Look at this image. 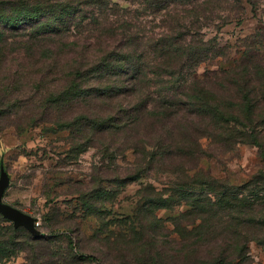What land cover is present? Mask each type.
Segmentation results:
<instances>
[{
  "label": "rangeland",
  "instance_id": "1",
  "mask_svg": "<svg viewBox=\"0 0 264 264\" xmlns=\"http://www.w3.org/2000/svg\"><path fill=\"white\" fill-rule=\"evenodd\" d=\"M104 6V11L86 6L81 27L64 38L31 36L27 28L5 47L6 57L0 61L4 151L0 159L10 184L3 200L35 218L45 235L40 241L21 236V249L1 264H199L221 241L229 246L238 240L220 220L214 222L211 234L198 239L181 219L187 209L183 204L153 214L142 211L146 232L136 239L128 237L143 190L153 186L168 196L176 176L150 168L147 158L136 155L135 150L141 149L136 141L150 133L149 123L116 135L85 125L68 127L67 122L80 116L100 115L105 105L90 97L60 103L57 94L71 85L74 56L84 51L80 49L89 46L103 52L114 48L111 45L122 32L134 36L143 49L158 39L195 34L225 54L197 67L194 79L214 85L219 83L214 72L226 70L235 79L241 72L253 83L264 84V0H107ZM88 38L99 40V45L90 46L94 43ZM75 82L86 91L97 88L95 80ZM2 84L14 88L13 94L2 93ZM260 133L264 143V130ZM201 145L205 157L199 166L232 186L247 185L264 171V151L253 144L230 148L202 138ZM140 168L147 170L132 181ZM117 177L130 179L117 187L113 184ZM100 189L109 191L107 202L101 208L92 201L86 203L87 195ZM255 214L264 215V205H258ZM135 227L140 232V225ZM244 232V255L228 259V264H264V222ZM118 234L124 239L116 244L113 239ZM108 235L114 237L109 244L103 241ZM79 255L93 259L81 260Z\"/></svg>",
  "mask_w": 264,
  "mask_h": 264
},
{
  "label": "trees",
  "instance_id": "2",
  "mask_svg": "<svg viewBox=\"0 0 264 264\" xmlns=\"http://www.w3.org/2000/svg\"><path fill=\"white\" fill-rule=\"evenodd\" d=\"M106 3L107 0H0V61L6 57L8 40L26 32L27 28L31 36L64 38L71 30L81 27L86 6L104 11ZM122 33L125 35L120 34L111 45L114 48L99 52L87 46L74 56V79L57 94L58 100L62 103L90 97L102 100L105 106L100 115H83L66 126L85 125L102 134L116 135L132 133L145 122L149 123L150 133L136 141L141 148L135 150L136 155L147 158L150 168L157 167L175 175L176 181L170 185L168 196L153 186L143 190L142 203L131 222L128 237L136 239L146 232L140 220L142 211L153 214L183 204L187 209L180 214L181 219L189 223L198 239L211 234L217 220L226 223L227 232L238 239L229 246L221 241L215 252L199 264H228V259H241L245 249L242 241H246L244 231L250 225L257 227L264 222V215L255 214L256 207L264 205V171L244 186H232L210 175L199 166L205 157L201 139L208 138L230 148L250 143L264 151L260 140V130H264V84L253 83L241 72L235 79L226 70L214 72V78L219 81L214 85L194 79L197 67L225 54L219 46L203 43L198 36L196 39L195 34L158 39L143 49L134 36ZM91 42L94 44L89 43L90 46L99 45V40ZM76 79L95 80L97 88L83 90ZM1 88L4 94L14 92L10 85L2 84ZM257 111L260 112L257 114ZM3 153L0 141V156ZM146 170H137L132 181ZM129 179L117 177L113 184L121 187ZM108 194L103 189L91 192L86 203L92 201L101 208L110 198ZM136 224L140 225V232ZM204 228L206 232L201 231ZM21 236L30 241L44 238L34 237L22 227L14 228L0 214V264L21 249ZM114 237L108 235L103 241L109 244L113 239L117 244L124 239L122 234ZM99 239L102 238L99 236ZM78 258L93 259L83 255Z\"/></svg>",
  "mask_w": 264,
  "mask_h": 264
},
{
  "label": "water",
  "instance_id": "3",
  "mask_svg": "<svg viewBox=\"0 0 264 264\" xmlns=\"http://www.w3.org/2000/svg\"><path fill=\"white\" fill-rule=\"evenodd\" d=\"M10 184V175L5 169L3 158L0 159V214L10 221L14 228H24L34 237H43L45 234L37 229L35 218L4 202V194Z\"/></svg>",
  "mask_w": 264,
  "mask_h": 264
},
{
  "label": "built area",
  "instance_id": "4",
  "mask_svg": "<svg viewBox=\"0 0 264 264\" xmlns=\"http://www.w3.org/2000/svg\"><path fill=\"white\" fill-rule=\"evenodd\" d=\"M38 225V223H36Z\"/></svg>",
  "mask_w": 264,
  "mask_h": 264
}]
</instances>
